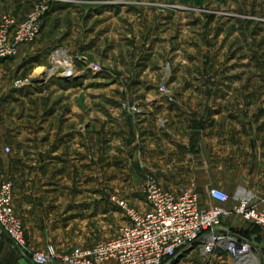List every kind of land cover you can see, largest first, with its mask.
I'll return each instance as SVG.
<instances>
[{"label": "rangeland", "instance_id": "rangeland-1", "mask_svg": "<svg viewBox=\"0 0 264 264\" xmlns=\"http://www.w3.org/2000/svg\"><path fill=\"white\" fill-rule=\"evenodd\" d=\"M43 1L48 2L49 12L41 35L32 45L25 46L28 50L23 57L8 60L9 76H13L11 95L16 105L9 108L13 120L2 121L4 130H12L13 137L7 143L4 158L17 156L18 152L12 150L16 148L21 161L25 159V166L37 178L34 192L39 199H34L35 210L29 216L31 223L38 224L35 227V223L25 224L31 228L26 230L28 247L23 251L0 234L4 240L0 264H17V257L23 258L24 264H36L35 254L45 253L49 246L61 254L74 247H91L108 241L128 224V218L111 197L144 211L149 178L168 190L157 178L155 168L143 159L145 150L141 144L132 148L138 158L142 157L140 163L137 157L132 163L122 155L118 157L125 153L123 147L116 154L113 148L108 149L114 145L110 144L112 137H107L103 123L109 120L106 117L111 109L128 115L138 125L148 112L154 115L171 112L176 98L192 104L201 97L225 99L223 103L213 104L212 111L226 106L227 113L238 111L245 120L253 121V125L258 117L257 128L264 134V0H26L28 6H33L29 13ZM58 53L62 57L56 60ZM66 59L73 61L75 76L67 79L62 72L51 75L53 68L58 67L53 61L63 63ZM18 82L24 85L17 88ZM77 99L79 108L84 99H93L102 115L98 171L95 168L93 174L88 170L82 172L84 195L92 197L98 191L101 198L85 199L83 210L78 213L65 211L61 215L63 210L59 209L45 215L44 163L51 158L47 154L58 156L52 157L53 161L61 160L60 157L74 158L76 152L69 150L77 134L73 121ZM81 108L84 115L91 111L87 104ZM70 120L64 133L62 125ZM49 122L52 130L47 127ZM50 131L55 135L63 132L62 138L69 142L62 154L60 136L56 152L45 149ZM27 143L35 147L22 151L20 148ZM65 171L76 176V169L69 167ZM190 184L174 186L179 192ZM227 186L233 193L237 187ZM20 198L22 212L29 200L23 195ZM16 213L24 220L19 211ZM226 224L236 238L248 244L254 261L264 264V229L239 216ZM210 262L233 264L224 254L205 259L198 252L185 253L170 264Z\"/></svg>", "mask_w": 264, "mask_h": 264}, {"label": "crops", "instance_id": "crops-1", "mask_svg": "<svg viewBox=\"0 0 264 264\" xmlns=\"http://www.w3.org/2000/svg\"><path fill=\"white\" fill-rule=\"evenodd\" d=\"M30 6L26 0H0V19L3 15L10 13L18 22H21L33 7ZM46 23L47 21L45 25ZM43 45L46 46V44ZM27 50L25 46L22 47L18 58L23 57ZM10 68L11 63L9 61L0 64V187L7 180L14 182L15 211H19V214L24 218V220L21 218L24 226L25 224L30 226L32 220L29 215L33 216L35 210V207L32 206L33 201L35 198L39 199V195H36L38 193L34 192L35 184L38 183L37 178L32 174L33 170L31 171L29 167L25 166V159L21 161L19 151L16 148L12 150L14 153L15 151L18 152L17 156H13L12 159L4 158L5 148L8 147L7 143L12 142L13 137H11L12 130H4L2 121L5 118L13 120L9 108L16 105L11 95L14 92L12 91L13 81L11 80L13 76H9L11 75ZM84 100L82 106L87 104L91 111L84 115L82 106L79 108L80 101L78 99L76 103L78 106L73 110V112H77L73 120L77 126V134L74 135L76 136L74 142L71 141L69 151L76 152L73 156L75 159H66L59 155L61 160L53 161L52 157L56 158L57 155L47 154V157L50 156L51 158L49 161H47L48 159L45 160V173L42 178L43 183H45L42 193L45 215H52L54 211L56 213L59 209L63 210L61 215L65 211L67 214L78 213L83 210L85 199L99 200L101 198L98 191L92 197L85 196L83 191V170L91 171L93 174V169L96 168L98 171L99 164L97 161L100 162L101 160V152L99 151L101 146V114L99 106L93 99ZM224 100H211L210 97L207 99L201 97L196 104H192L191 101L183 102L176 98L177 103L173 105L175 107L171 112L155 115L148 112L139 119L138 125L128 115L117 109H111L110 112H107L108 117H106L109 120L106 124L103 123L104 129L108 133L107 137H112L110 144L114 145L108 149L113 148V154H116V150L123 147L125 153L118 154V157L122 155L124 160L127 158L132 163V160L137 157L132 148L134 145L141 144L142 149L145 150L143 159L150 167L155 168L160 183L166 184V188L171 189L173 193H177L175 184L196 183L206 207L218 205L208 196L211 188H218L229 194L233 193V189H229L227 184L246 187L253 191L258 198H263L264 134H260L257 128L260 119L257 117V123L253 125V121L248 122L238 111L227 113L226 106L217 111H212L215 110L212 109L213 104L223 103ZM224 104L227 105L228 103L225 101ZM54 116L57 117L58 113ZM234 116L235 118H233ZM56 117L53 118L56 119ZM162 119L165 121L162 122ZM51 122L47 124L49 130H52ZM71 122L70 120L69 123L62 125L64 133L67 132L66 128ZM231 122L234 123V126ZM85 125L86 128H84ZM231 127L236 128L231 129ZM49 134V142H47L45 149L48 152H52L51 150L56 152L59 145L56 144L57 137L60 136V154H62L66 142L69 143L65 140L66 138H62L63 132H60V135H55L53 131H50ZM34 147L35 144L27 143L22 145L20 149L31 151ZM112 156V158H116L114 155ZM141 158L137 157L139 163ZM69 167L76 169V176H70L65 171ZM66 185L71 187L66 188ZM20 195L29 200L27 209L22 212H20ZM234 204L231 201L226 207L232 208ZM146 209L145 204L144 210ZM236 217L235 215L231 216L226 220V223ZM29 228L25 226L26 230ZM3 241L0 237V247ZM16 259L17 264L25 263L23 258L17 257Z\"/></svg>", "mask_w": 264, "mask_h": 264}, {"label": "built area", "instance_id": "built-area-1", "mask_svg": "<svg viewBox=\"0 0 264 264\" xmlns=\"http://www.w3.org/2000/svg\"><path fill=\"white\" fill-rule=\"evenodd\" d=\"M48 12V2L43 1L36 4L21 22L11 15L0 19V64L16 58L22 47L32 45L39 38ZM58 57L62 54L58 53L56 60ZM53 64L58 67L51 69V75L62 72L67 79L75 76L71 59L63 63L54 60ZM23 85L16 83L17 88ZM208 196L218 205L206 207L196 183L173 193L149 178L145 186L146 210L134 209L126 201L111 197L128 218V224L115 238L91 247H74L61 254L49 246L45 253L35 254L34 262L170 264L183 258L185 253L198 252L205 259L224 254L233 264H249L248 244L236 238L226 220L235 215L264 229V197L258 198L243 186L237 187L233 195L211 188ZM14 201L15 184L7 180L0 187V234L6 235L14 247L23 251L28 247L26 229L15 211ZM231 201L235 204L227 208Z\"/></svg>", "mask_w": 264, "mask_h": 264}, {"label": "bare ground", "instance_id": "bare-ground-1", "mask_svg": "<svg viewBox=\"0 0 264 264\" xmlns=\"http://www.w3.org/2000/svg\"><path fill=\"white\" fill-rule=\"evenodd\" d=\"M247 258L249 259L248 261L249 264H259L258 261H254V258L250 255V251H249V255L247 256Z\"/></svg>", "mask_w": 264, "mask_h": 264}, {"label": "trees", "instance_id": "trees-1", "mask_svg": "<svg viewBox=\"0 0 264 264\" xmlns=\"http://www.w3.org/2000/svg\"><path fill=\"white\" fill-rule=\"evenodd\" d=\"M7 237V236H6ZM9 239V238H8ZM175 262V261H174Z\"/></svg>", "mask_w": 264, "mask_h": 264}]
</instances>
